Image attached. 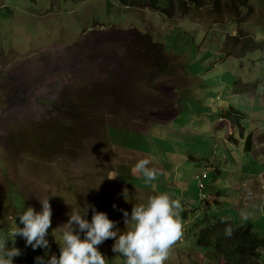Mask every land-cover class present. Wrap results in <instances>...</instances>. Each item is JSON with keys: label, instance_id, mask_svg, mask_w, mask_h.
<instances>
[{"label": "rangeland", "instance_id": "rangeland-1", "mask_svg": "<svg viewBox=\"0 0 264 264\" xmlns=\"http://www.w3.org/2000/svg\"><path fill=\"white\" fill-rule=\"evenodd\" d=\"M158 1L159 9L128 7L121 0H0V238L9 239L11 248L10 233L23 227L19 215L28 207L40 212L39 199L48 198L53 211L49 249L33 250L17 236L15 247L22 255L14 264H36L35 258L46 251L59 257L68 213L75 209L83 215L85 202L117 222L113 231L123 234L133 228L134 222L125 224L121 210L130 218L135 205L147 204L146 189H153L146 183L138 186L144 189L127 193L117 185L111 188L112 181L102 175L114 162L109 127L150 124L149 134L134 144L159 152L161 146L175 149L176 139L163 133L158 114L170 95L179 97V88L185 113L179 114L178 124H183L182 117L198 114L205 102L217 115L228 101L240 114L234 117L228 110L235 124L240 122L248 132L259 126L264 132V0H247L245 6L199 0L208 3L191 4L187 13L178 8L182 0ZM171 4L170 13L160 10ZM252 83L259 93L253 97L245 94ZM12 84L15 88L7 95ZM121 139L128 142L115 134L111 138L115 143ZM192 141L199 145L198 154L225 157L223 178H238L245 166L259 173V194L252 193L253 201L229 199L222 213L213 206L205 209L195 178L199 174L185 178L187 190L197 196L196 206L181 212L184 237L165 264H225L200 243L205 231L219 226L205 222V216L213 220L228 215L264 238V154L258 163L252 153L243 152L245 144L231 145L227 152L218 141ZM231 153L243 162L232 166ZM209 174L217 192L231 187L225 181L214 183L218 177ZM170 190L178 188L171 185ZM242 210L251 213L247 220ZM92 215L89 209L85 218L91 222ZM114 244L108 239L98 249L108 264H125L112 251Z\"/></svg>", "mask_w": 264, "mask_h": 264}, {"label": "crops", "instance_id": "crops-1", "mask_svg": "<svg viewBox=\"0 0 264 264\" xmlns=\"http://www.w3.org/2000/svg\"><path fill=\"white\" fill-rule=\"evenodd\" d=\"M182 90V88H179L178 91H175L176 94H179V97L172 99L170 98V95L164 110L158 114L161 116L160 121H162L163 133H166L169 138L176 139L175 149L164 148L161 146L159 152L158 150H153V148L150 147L145 149L136 146L134 142L138 139L142 140L149 134L150 124H148V126L147 124L136 123V126H130L128 128L113 125L109 127V140L111 142L113 152V157H111V159H113L114 162H112L108 168H104L105 170L102 171V175H105L108 180L112 181H109L111 183V188L114 187V185H117L122 189H127V191L128 189L142 190L144 188H139L138 186L145 184V178L141 173L133 174L132 169L139 160L148 158L152 161L149 167H154L163 173L152 182V184L155 185L154 188L150 185L153 190H148L150 188L146 189L145 195L149 198L162 193H167L171 196L176 194V198L182 199L181 204L183 209L191 212L193 211L192 208H195L196 206L195 200L197 199V196L187 190V182L185 181V178H190L192 174L201 175L207 171V177L202 181L205 186L203 192L198 184L200 190L199 195L201 196L202 193L205 194V191H207V194L210 197L205 200V203L207 204L205 209H210L213 206L223 209L221 211L223 213L226 209V202L231 198L232 203L237 201L238 198L239 200L246 198L245 201H253L255 198H249L248 193H253L259 190V173L257 175L253 174L254 172L251 171L248 166H245L241 169L242 174L238 178H233L231 180L223 178V173L227 167L226 165H222V160H224L225 157H221L219 155L218 158L214 159L208 154H206V156L203 153L198 154L199 145L192 140L195 138L201 139V137H205V143L207 145H209L210 142L218 141V144L225 145L227 152H229L231 145L240 147L245 144L246 147L243 152L248 154L252 153L256 162L259 163V154H264V132L259 131V126H257L255 130L248 132L246 128H242L240 122L238 125L235 124L232 120L233 115H230L228 110L230 109L235 113L234 117H238L240 114L237 110L235 111L233 109L232 104L228 101L220 108L221 113H218L217 115L215 111L210 109L205 102L204 104L206 105L198 110V114H188L187 117H182L183 124H178L179 114L185 113V108L182 105ZM255 92L250 94L252 95L251 97L256 94L259 95L258 92L256 94ZM227 106L228 108L224 109ZM141 112L143 115L148 114L144 111ZM237 113L239 115H236ZM252 113L253 115L259 114V111L253 110ZM174 116L175 120L173 121L172 119ZM142 119L144 120V118ZM173 123L177 124L176 128H174ZM237 133H239L240 139L236 138ZM111 134H115V136L119 138L122 137L128 139V142H126L127 140L124 141V139H121L119 142L115 143L111 140ZM249 137L250 139L247 144V139ZM203 142L204 141L201 143ZM207 145L206 150H209ZM201 149L202 152L205 150L203 148ZM163 151L166 152V155H164L165 152L162 153ZM171 151H174V154ZM164 156L168 157V160H164ZM239 158V154H236L234 157L233 153H231L232 166L235 167L237 162H243L242 160H239ZM200 168L201 171L198 172ZM244 169L247 170L245 173L243 172ZM210 171H213L214 176L218 177L217 179L215 178L214 183L224 184L225 181V186L231 185L230 188H227L228 191L226 193L223 190H219L217 192V188L211 185V182L213 181L209 183ZM136 178L138 179V182H134ZM204 181L207 185H205ZM171 185H175L178 190L171 191ZM208 195H206V197ZM236 208H239V206ZM210 214H212V212ZM221 218L224 217L221 216ZM225 219L230 220L228 215L225 216Z\"/></svg>", "mask_w": 264, "mask_h": 264}, {"label": "clouds", "instance_id": "clouds-1", "mask_svg": "<svg viewBox=\"0 0 264 264\" xmlns=\"http://www.w3.org/2000/svg\"><path fill=\"white\" fill-rule=\"evenodd\" d=\"M151 163L148 158L141 159L133 167L132 172L141 173L145 183L154 188L152 182L163 173L149 167ZM252 195L251 192L248 193L249 198ZM39 201L42 205L40 212L28 207L19 215V222L23 227L15 228L10 233V240L13 241L11 248L7 247L6 243L9 239L0 238V264H14V259L22 255L21 250L15 247L17 236L24 238L26 246L32 247L33 250L49 249L46 237L52 226L53 211L48 198ZM83 209V215L75 209L68 213L70 219L64 225L68 226V229L62 233L59 257L55 254L49 257L46 251L44 256L35 258L36 264H108V260L98 249V246L108 239L115 240L112 251L124 257L125 264H165L175 245L184 237L181 200L167 193L150 197L146 205H135L130 218L127 211L121 210L126 225L129 221L134 222L133 228L123 234L119 229L113 231L117 227V222L109 219L106 213L96 211L93 205L86 202ZM89 209L93 212L91 222L85 218ZM250 215L251 213L241 211L244 220ZM222 222L227 224V221ZM77 231L84 234L83 239L79 234H74ZM233 234L234 229L228 224L225 236L231 238Z\"/></svg>", "mask_w": 264, "mask_h": 264}, {"label": "trees", "instance_id": "trees-1", "mask_svg": "<svg viewBox=\"0 0 264 264\" xmlns=\"http://www.w3.org/2000/svg\"><path fill=\"white\" fill-rule=\"evenodd\" d=\"M128 7H136L142 4V6H150L153 9H159V1L158 0H121ZM232 3L241 2L243 6L247 4V0H231ZM208 3V2H206ZM203 2L202 4H206ZM147 4V5H146ZM199 6L201 2L199 0H182L179 1L178 8L180 12H186L190 5ZM195 4V5H193ZM201 4V5H202ZM174 4L169 6V9H161L163 12L170 13L169 10L173 11ZM237 38V37H235ZM243 48V47H242ZM247 89L245 94H253L256 91V84H248L246 85ZM15 86L14 84L11 87H8L6 91L7 95H10L13 92ZM250 137L247 139V144L249 142ZM207 222L210 225L214 224L219 225L216 228H213V232L210 233V229L203 233V236L200 240V243H205L207 247L212 249L213 254L224 260L225 264H263L261 262L262 255L264 252V238L257 235V233L250 232L249 230H244V227L239 226L237 222L225 219L214 217L213 220L206 215L205 216ZM222 221H227L223 223ZM221 224V225H220ZM230 224L234 229V234L231 238H227L225 236V228ZM198 228L202 230L201 226L198 225ZM205 230V229H203ZM202 230V231H203ZM212 240H214L212 242Z\"/></svg>", "mask_w": 264, "mask_h": 264}, {"label": "built area", "instance_id": "built-area-1", "mask_svg": "<svg viewBox=\"0 0 264 264\" xmlns=\"http://www.w3.org/2000/svg\"><path fill=\"white\" fill-rule=\"evenodd\" d=\"M206 177H207V171H205V172H204L203 174H201V175H197V176H196V179L199 181V186H200L202 192H203V190H204V188H205V186L203 185L202 181H203ZM201 198H202L203 201H205L206 198H207V197H206V194L202 193V194H201Z\"/></svg>", "mask_w": 264, "mask_h": 264}]
</instances>
